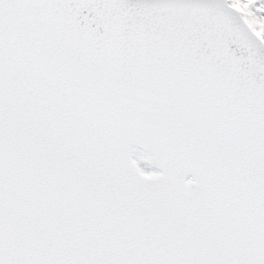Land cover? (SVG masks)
I'll use <instances>...</instances> for the list:
<instances>
[{"label": "snow or ice", "instance_id": "obj_1", "mask_svg": "<svg viewBox=\"0 0 264 264\" xmlns=\"http://www.w3.org/2000/svg\"><path fill=\"white\" fill-rule=\"evenodd\" d=\"M0 264H264V0H0Z\"/></svg>", "mask_w": 264, "mask_h": 264}]
</instances>
